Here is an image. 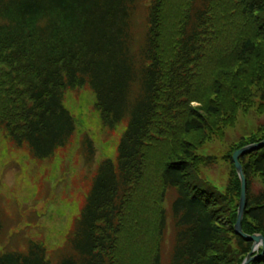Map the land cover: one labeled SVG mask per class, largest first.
<instances>
[{"label": "trees", "instance_id": "16d2710c", "mask_svg": "<svg viewBox=\"0 0 264 264\" xmlns=\"http://www.w3.org/2000/svg\"><path fill=\"white\" fill-rule=\"evenodd\" d=\"M85 85L105 127L126 123L117 158L90 170L56 256L39 239L4 241L0 264H241L253 241L234 228L241 182L232 154L264 139V123L232 146L223 190L202 172L217 157L195 149L253 99L264 105V0H0V130L9 142L36 160L65 149L76 118L63 98ZM80 150L91 168L87 132ZM239 160L242 229L264 236V145ZM256 253L248 264H264V248Z\"/></svg>", "mask_w": 264, "mask_h": 264}, {"label": "rangeland", "instance_id": "374dc122", "mask_svg": "<svg viewBox=\"0 0 264 264\" xmlns=\"http://www.w3.org/2000/svg\"><path fill=\"white\" fill-rule=\"evenodd\" d=\"M140 33L136 30L138 36ZM253 100L240 109L234 124L223 128L222 136L214 135L195 149L200 155L217 157L213 164L203 166L202 172L221 190L232 175L228 158L232 146L264 123V105ZM63 103L76 118V132L69 145L57 150L51 159L36 160L27 150L14 147L0 130V246L5 242L17 246L26 238H35L50 246L56 256V249L80 211L90 170L104 158H117L126 123L105 127L88 85L66 90ZM84 132L96 147L91 168L80 150ZM169 202L168 197L167 208Z\"/></svg>", "mask_w": 264, "mask_h": 264}, {"label": "water", "instance_id": "95a60500", "mask_svg": "<svg viewBox=\"0 0 264 264\" xmlns=\"http://www.w3.org/2000/svg\"><path fill=\"white\" fill-rule=\"evenodd\" d=\"M263 145H264V139L258 142L246 144L236 149L232 154V159H233L237 174L241 182V192H240V199H239V205H238L237 220L234 225V228L237 234L241 235L245 239L253 241L251 251L247 254V256L244 258L241 264H248L254 257L258 255L256 252L259 250V248L261 246L264 248V236L260 233L248 234L242 229V218H243L244 209L246 206L247 182H246V177H245L243 167H242V164L239 158L242 154L250 150H253V149H258Z\"/></svg>", "mask_w": 264, "mask_h": 264}]
</instances>
